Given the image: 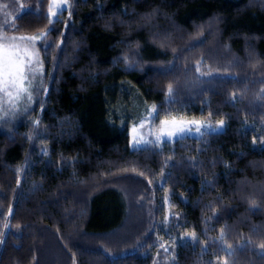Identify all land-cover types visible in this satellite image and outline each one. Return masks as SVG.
I'll return each instance as SVG.
<instances>
[{
    "label": "trees",
    "instance_id": "1",
    "mask_svg": "<svg viewBox=\"0 0 264 264\" xmlns=\"http://www.w3.org/2000/svg\"><path fill=\"white\" fill-rule=\"evenodd\" d=\"M48 1L8 4V33L42 36V74L0 125V264H159L165 247L166 264H264V0H69L54 20ZM151 110L224 127L130 150ZM140 185L145 229L124 191Z\"/></svg>",
    "mask_w": 264,
    "mask_h": 264
},
{
    "label": "rangeland",
    "instance_id": "2",
    "mask_svg": "<svg viewBox=\"0 0 264 264\" xmlns=\"http://www.w3.org/2000/svg\"><path fill=\"white\" fill-rule=\"evenodd\" d=\"M9 2L10 0H0V58L3 57L5 49H8L11 52H15L19 50L21 55H23L24 50L27 49V51L32 55L33 64L31 65V67L35 69V72L34 73L29 72L27 74L28 79L25 81V87L27 88V91L22 93L18 99L14 98L16 96V91H17L16 89H10V91L12 92V97H6L4 92L0 91V125L3 126L4 125L8 126L13 122H17L21 120L23 116L27 115L30 112V110L35 106L37 91H38V83L42 74L40 54L37 47V40H22L20 39L21 37H29V36L7 32L10 25L9 20L14 15V9L10 8V6L8 5ZM68 6H69V0H49L48 15L50 20H54L57 14ZM163 41L167 42L166 39H164ZM24 58L27 61L28 56H25ZM154 116H155V110H151L144 119L134 124L130 128L129 144H128L130 150L138 149L140 147L160 145L162 142L174 141L175 139L185 136H198L204 132H218L221 131L224 127V124L223 123L221 124L220 122L211 123L207 120L174 118L176 121V128H177L176 135L168 136L167 132L172 131L173 127L170 124L169 127L164 129V131L162 132L161 122L166 120L171 122L173 118H166L158 123H155ZM181 127L184 129L183 132H180L178 130ZM197 128H199V131H197ZM157 137H159V139H157ZM88 182L92 185H95L96 184L95 177L88 179ZM124 189H125L124 191L128 193L127 202L130 204L129 198H132L133 201H131V205H133L134 201L138 200V203L143 207L142 211L146 212V214H144V220L142 223V225L143 224L145 225L144 226L145 229L146 227H148L147 213L151 215L152 209L150 204L147 203L148 199H146L147 197L144 191L142 190L141 185L139 187L138 186L135 187L131 191L126 188ZM136 191L137 194L139 193L138 195L142 196L141 198H139L138 195L136 196L135 194ZM132 193H134V195ZM164 202L165 204H164L163 223L166 226V224L171 221L172 214L169 211V205L167 204L166 200ZM134 213H136V211H134ZM138 221L141 223L142 220L138 218L137 222ZM152 222L153 219L150 225L153 224ZM126 223L129 224L130 220H127ZM161 224L159 223L157 225L162 226ZM126 232L129 233V231L127 230L124 232L125 236L127 234ZM118 238L119 236L116 237L115 240L118 241ZM112 239H114V237H112ZM125 240L126 241L123 244L124 249L122 248V251L128 252L134 250L137 244L139 243V241H141L142 239L137 237H134L133 239L131 237H127ZM111 241L112 240H110V242ZM169 249H170L169 247L164 248L161 254L162 257L160 256L159 259V264H166L168 262V260L170 259L169 253L171 252Z\"/></svg>",
    "mask_w": 264,
    "mask_h": 264
},
{
    "label": "snow or ice",
    "instance_id": "3",
    "mask_svg": "<svg viewBox=\"0 0 264 264\" xmlns=\"http://www.w3.org/2000/svg\"><path fill=\"white\" fill-rule=\"evenodd\" d=\"M15 39V38H13ZM22 40H38L42 39L41 37H21ZM25 56H28L27 61L25 60ZM33 64L32 55L24 50V54L21 55L19 50L15 52H11L8 49L4 50L3 57L0 58V91H3L6 97H12V92L10 89H16V96L14 98L18 99L19 96L27 91L25 87V81L28 79V73L35 72V69L31 67ZM30 86V85H29ZM162 132L164 129L168 128L169 125L173 127L172 131H168V136L176 135V121L173 118L171 122L162 121ZM223 123L222 121L220 122ZM180 132H183L184 129L181 127L178 129ZM135 131V129H134ZM199 131V128H197ZM159 139V137H157ZM135 143V141H134Z\"/></svg>",
    "mask_w": 264,
    "mask_h": 264
}]
</instances>
